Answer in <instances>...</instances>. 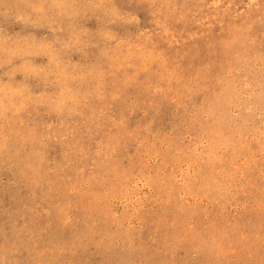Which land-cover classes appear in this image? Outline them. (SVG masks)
I'll list each match as a JSON object with an SVG mask.
<instances>
[{
	"label": "rangeland",
	"instance_id": "rangeland-1",
	"mask_svg": "<svg viewBox=\"0 0 264 264\" xmlns=\"http://www.w3.org/2000/svg\"><path fill=\"white\" fill-rule=\"evenodd\" d=\"M0 264H264V0H0Z\"/></svg>",
	"mask_w": 264,
	"mask_h": 264
}]
</instances>
